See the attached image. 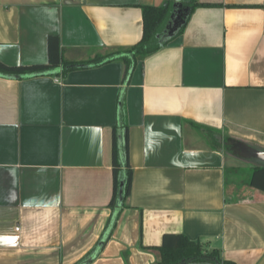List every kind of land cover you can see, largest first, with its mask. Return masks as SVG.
I'll return each instance as SVG.
<instances>
[{
    "label": "crops",
    "instance_id": "1",
    "mask_svg": "<svg viewBox=\"0 0 264 264\" xmlns=\"http://www.w3.org/2000/svg\"><path fill=\"white\" fill-rule=\"evenodd\" d=\"M165 1L0 0V62L47 64L57 36L70 63L0 74V264H156L165 234L264 264V0H172L182 31L121 52ZM113 130L132 169L118 211Z\"/></svg>",
    "mask_w": 264,
    "mask_h": 264
},
{
    "label": "trees",
    "instance_id": "2",
    "mask_svg": "<svg viewBox=\"0 0 264 264\" xmlns=\"http://www.w3.org/2000/svg\"><path fill=\"white\" fill-rule=\"evenodd\" d=\"M194 4L197 3H194V0H190L191 8H193ZM172 7V0H166L165 3L159 6H142L143 29L141 38L135 45L121 52L131 54V58H133V60H142L144 57L169 42L172 38L171 36L163 39V41H160L157 39V35L163 30L168 22ZM184 17L185 16L181 15L182 22H178L175 32L180 33L182 31L185 19ZM118 52L120 51H114L106 57H99L94 62L97 63L103 59L113 57ZM59 65L63 66V72L70 68V63L63 60L59 38L57 36H50L48 38L47 64L9 66L0 62V74L15 76L30 75L33 73L43 72L49 68H54ZM127 149V137L125 135V158L122 160L119 148L116 144V133L115 130H113L111 153L112 194L108 203V207L113 211H118L122 208V205L120 207L119 204L124 201L131 190L132 169L128 161ZM248 184L264 191V168H253ZM158 249L161 254V260L156 264H186L190 262H211L213 260H217L223 264H233L232 262L222 260L219 257L217 250L212 249L208 251L200 242L191 241L184 235L180 234H165L163 236L162 244L158 247ZM89 255L90 254H87L75 264H84L89 258Z\"/></svg>",
    "mask_w": 264,
    "mask_h": 264
},
{
    "label": "water",
    "instance_id": "3",
    "mask_svg": "<svg viewBox=\"0 0 264 264\" xmlns=\"http://www.w3.org/2000/svg\"><path fill=\"white\" fill-rule=\"evenodd\" d=\"M179 9L175 7V9L170 13L169 16V21H168V25H167V29L171 28L168 30V35H171L172 32L174 31V29L176 28L178 22H182V18L181 15L179 14ZM260 158V163L263 165L264 167V153L259 155Z\"/></svg>",
    "mask_w": 264,
    "mask_h": 264
},
{
    "label": "rangeland",
    "instance_id": "4",
    "mask_svg": "<svg viewBox=\"0 0 264 264\" xmlns=\"http://www.w3.org/2000/svg\"><path fill=\"white\" fill-rule=\"evenodd\" d=\"M241 172H242V173L250 172V168L241 169Z\"/></svg>",
    "mask_w": 264,
    "mask_h": 264
}]
</instances>
